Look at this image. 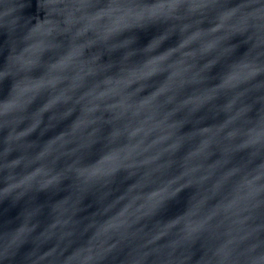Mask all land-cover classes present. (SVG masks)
Returning <instances> with one entry per match:
<instances>
[{"label": "water", "instance_id": "95a60500", "mask_svg": "<svg viewBox=\"0 0 264 264\" xmlns=\"http://www.w3.org/2000/svg\"><path fill=\"white\" fill-rule=\"evenodd\" d=\"M0 264H264V0H0Z\"/></svg>", "mask_w": 264, "mask_h": 264}]
</instances>
